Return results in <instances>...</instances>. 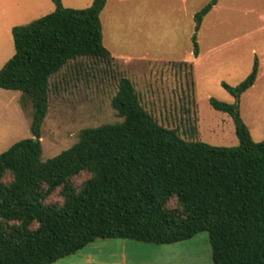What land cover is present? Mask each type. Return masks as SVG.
I'll return each mask as SVG.
<instances>
[{
  "label": "trees",
  "instance_id": "1",
  "mask_svg": "<svg viewBox=\"0 0 264 264\" xmlns=\"http://www.w3.org/2000/svg\"><path fill=\"white\" fill-rule=\"evenodd\" d=\"M53 2L50 13L11 29L15 52L0 68V88L19 91L31 117V135L0 154V264H51L98 238L172 244L202 231L213 264H264V140L252 139L239 109L258 60L237 85L222 82L234 102L209 99L233 118L235 146L200 141L197 125L184 138L159 122L134 82L120 75L111 104L122 120L82 129L70 147L43 160L51 78L78 59L107 67L115 60L103 44L107 0L82 9ZM217 2L193 16L194 56L203 19ZM173 65L188 68L193 84L191 63ZM83 172L89 177L76 186ZM57 190L61 201L49 202Z\"/></svg>",
  "mask_w": 264,
  "mask_h": 264
},
{
  "label": "rangeland",
  "instance_id": "2",
  "mask_svg": "<svg viewBox=\"0 0 264 264\" xmlns=\"http://www.w3.org/2000/svg\"><path fill=\"white\" fill-rule=\"evenodd\" d=\"M62 1L66 7L82 9L93 0ZM208 1L108 0L101 12L103 44L115 60L109 68L101 61L78 59L51 78L49 107L40 138L42 159L70 147L84 128L122 120L111 104L120 75L134 82L145 108L159 122L177 128L184 138L190 139L197 125L200 141L235 146L239 140L233 118L213 109L209 99L234 102L222 82L231 86L240 83L251 72L256 59V81L240 97L239 109L252 139L264 140V0H218L198 31L196 57L191 42L193 16ZM54 8L53 0H0V68L15 52L11 29ZM174 61L193 65V84L188 68L185 75L174 67ZM20 98L19 91L0 88V154L31 135L30 111L22 107ZM88 177L83 172L73 182L78 186ZM48 201H61L58 190ZM86 252L92 253L90 261ZM51 264L213 261L208 232L202 231L172 244L98 238Z\"/></svg>",
  "mask_w": 264,
  "mask_h": 264
},
{
  "label": "crops",
  "instance_id": "3",
  "mask_svg": "<svg viewBox=\"0 0 264 264\" xmlns=\"http://www.w3.org/2000/svg\"><path fill=\"white\" fill-rule=\"evenodd\" d=\"M108 1V0H107ZM118 2H123L124 0H117ZM63 2V1H62ZM106 4H107V2H106ZM105 7H106V5H105ZM105 9V8H104ZM199 56V55H198ZM198 56H196V57H198ZM119 60H121V59H119ZM122 62H123V60H121ZM131 246V245H130ZM125 247H126V244H125ZM86 259H87V261H90L91 259H92V253L91 252H86Z\"/></svg>",
  "mask_w": 264,
  "mask_h": 264
}]
</instances>
